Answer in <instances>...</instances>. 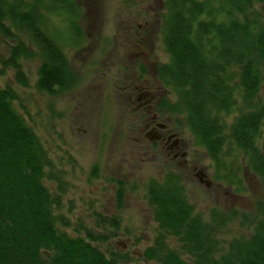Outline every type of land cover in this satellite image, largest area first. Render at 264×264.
<instances>
[{"label": "trees", "instance_id": "16d2710c", "mask_svg": "<svg viewBox=\"0 0 264 264\" xmlns=\"http://www.w3.org/2000/svg\"><path fill=\"white\" fill-rule=\"evenodd\" d=\"M41 9L64 10L72 34L79 33L73 0H0V36L14 40L3 63L24 84L18 60L38 57L36 87L63 93L76 85V74ZM156 20L167 56L154 69L165 91L157 107L227 171L222 177L233 176V162L225 160L240 157L262 198L251 217L212 207L203 218L187 199L183 174L168 167L144 183L156 228L141 257L154 264H264V1L161 0ZM16 98L0 86V264H120L124 254L97 247L116 235L103 225L116 229L117 218L96 213L93 227L80 226L75 235L65 229L69 223L55 213L59 195L46 185L59 182L60 171L14 107ZM115 186L119 209L125 182ZM238 216L252 233L220 238Z\"/></svg>", "mask_w": 264, "mask_h": 264}, {"label": "rangeland", "instance_id": "374dc122", "mask_svg": "<svg viewBox=\"0 0 264 264\" xmlns=\"http://www.w3.org/2000/svg\"><path fill=\"white\" fill-rule=\"evenodd\" d=\"M73 3L78 15L75 22L80 29L77 34H72L64 10L56 15L41 10L47 30L57 36L76 74V85L58 94L39 90L38 57L18 60L25 81L20 83L15 70L3 63L7 47L14 40L0 36V86L15 91L14 107L40 137L53 167L60 171L59 182L47 181L46 185L59 195L55 213L69 223L65 229L75 235L80 226L93 227L96 213L105 219L115 217L116 229L107 223L103 228L106 233L114 230L116 235L97 247L124 254L120 264H154L141 257L156 228L145 201L144 183L150 177L159 178L165 169L154 155L145 156L136 150L135 131L129 128L130 121L135 119L130 109L134 103L115 96L121 92L118 90L121 77L131 78L134 70L144 76V68L150 69L143 66L145 61L153 66L167 59L157 30L161 0H73ZM143 36L145 41L137 48L145 57L135 58L131 53L137 49L130 45ZM134 62L138 64L134 66ZM151 73L147 71L145 78L154 89L157 82ZM164 93L161 87L156 98ZM177 119L181 124V119ZM163 121L190 146L197 168L212 181L206 187L195 176H183L185 193L194 210L203 218H207L212 207L234 209L245 218L253 216L254 203L262 198L260 185L257 177L242 165L241 158L225 160L233 162L229 172L233 176L224 178L227 171L215 166L183 125L176 124L173 117ZM236 166L241 168L238 170ZM116 180L125 182L119 209L114 194ZM252 230L246 219L238 216L228 223L220 238L247 237Z\"/></svg>", "mask_w": 264, "mask_h": 264}, {"label": "flooded vegetation", "instance_id": "af4514ba", "mask_svg": "<svg viewBox=\"0 0 264 264\" xmlns=\"http://www.w3.org/2000/svg\"><path fill=\"white\" fill-rule=\"evenodd\" d=\"M144 41L143 36L133 46L130 45L132 49L133 47L137 49L131 53L135 58L137 56L139 58L145 57L143 51L139 49V47H142V42ZM137 46L139 47L137 48ZM144 63V67L148 66L150 68H144L145 75L143 76L141 71L138 73L137 70L133 69L132 79L129 77H121L119 82L122 85L118 89L121 92L118 96H115V98H126L134 103L130 109L135 113V119L130 121L129 128L135 131L133 140L138 145L135 147L136 150L138 152L142 151L145 156L150 154L154 155L162 163L163 169L172 167L180 171L186 178L188 175L195 176L200 184L210 187L212 181L207 177L206 173L197 168L191 154L190 146L183 142L179 133L174 128L163 121L167 116L157 107V102L161 98V95L156 98V94L161 87L158 80L155 79V65L152 66L147 61ZM133 64L135 66L138 63L134 62ZM147 71L152 72V78L157 82L154 89L148 85L151 81L145 78ZM140 76H143L142 79ZM108 98L113 97L109 96Z\"/></svg>", "mask_w": 264, "mask_h": 264}, {"label": "water", "instance_id": "95a60500", "mask_svg": "<svg viewBox=\"0 0 264 264\" xmlns=\"http://www.w3.org/2000/svg\"><path fill=\"white\" fill-rule=\"evenodd\" d=\"M262 1H264V0H262Z\"/></svg>", "mask_w": 264, "mask_h": 264}]
</instances>
